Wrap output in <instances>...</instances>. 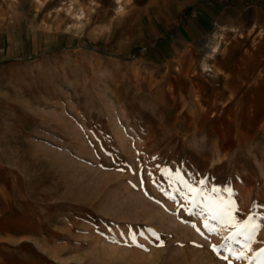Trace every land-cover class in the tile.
I'll return each instance as SVG.
<instances>
[{
  "label": "rangeland",
  "instance_id": "1",
  "mask_svg": "<svg viewBox=\"0 0 264 264\" xmlns=\"http://www.w3.org/2000/svg\"><path fill=\"white\" fill-rule=\"evenodd\" d=\"M68 2L1 0V13H47L77 33L111 5L74 0L76 28ZM204 63L144 66L86 46L1 63L0 264H259L264 81L245 71L222 91ZM177 172L213 199L220 189L249 229H206L205 201L182 199Z\"/></svg>",
  "mask_w": 264,
  "mask_h": 264
},
{
  "label": "crops",
  "instance_id": "2",
  "mask_svg": "<svg viewBox=\"0 0 264 264\" xmlns=\"http://www.w3.org/2000/svg\"><path fill=\"white\" fill-rule=\"evenodd\" d=\"M110 2L111 8L99 5L93 26L72 33L55 27L47 13L35 20L21 9L4 18L0 0V64L86 46L152 67L177 60L201 70L205 60L208 78L222 91L247 79L245 71L259 72L264 81V0H123L121 13Z\"/></svg>",
  "mask_w": 264,
  "mask_h": 264
},
{
  "label": "snow or ice",
  "instance_id": "3",
  "mask_svg": "<svg viewBox=\"0 0 264 264\" xmlns=\"http://www.w3.org/2000/svg\"><path fill=\"white\" fill-rule=\"evenodd\" d=\"M176 180L179 181L181 185L180 191L183 193L182 199L187 200L190 205H192L193 207L200 206L197 197H202V199L205 201L202 207L201 214L207 213L204 227L210 232H214L215 229L209 226L207 222L209 219L217 221L219 224H222L225 227L231 225L232 227L237 228V231L232 236L228 237V239L230 240H234L236 236L243 235L244 231H247L249 229V221L251 220V217H249L248 220L244 221L243 224L236 225L233 223L234 217L232 213L235 211V205L231 200L225 202L219 199L220 189L216 187H212L211 189H209L211 193L216 194V198L213 199L211 196L203 194V186L206 184V181L204 179L195 182L196 184L201 186L199 188L193 187L192 184L184 181L180 177L179 172L176 173ZM223 190L225 192H230L229 188H224ZM189 195L191 196V199L188 198ZM241 258L242 256H236V259ZM254 259H257L259 261V264H264V249H261L258 253H256L254 255Z\"/></svg>",
  "mask_w": 264,
  "mask_h": 264
},
{
  "label": "bare ground",
  "instance_id": "4",
  "mask_svg": "<svg viewBox=\"0 0 264 264\" xmlns=\"http://www.w3.org/2000/svg\"><path fill=\"white\" fill-rule=\"evenodd\" d=\"M112 3L114 4V7L116 8L117 11L121 12L123 11V0H112ZM75 5H74V0H69L67 7L65 8V14L68 15H73V19H74V27L78 28V24H82L81 20H82V12H79L74 9ZM71 27V26H69ZM217 39H213L212 43H213V47L212 49L214 51H217V47H218V43ZM216 53V52H215Z\"/></svg>",
  "mask_w": 264,
  "mask_h": 264
}]
</instances>
